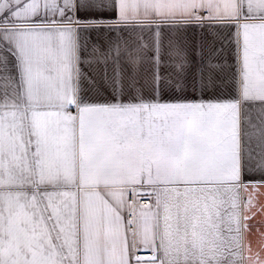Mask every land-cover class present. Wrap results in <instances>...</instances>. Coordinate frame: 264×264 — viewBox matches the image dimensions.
Instances as JSON below:
<instances>
[{
  "label": "snow or ice",
  "instance_id": "snow-or-ice-1",
  "mask_svg": "<svg viewBox=\"0 0 264 264\" xmlns=\"http://www.w3.org/2000/svg\"><path fill=\"white\" fill-rule=\"evenodd\" d=\"M0 264H264V0H0Z\"/></svg>",
  "mask_w": 264,
  "mask_h": 264
}]
</instances>
